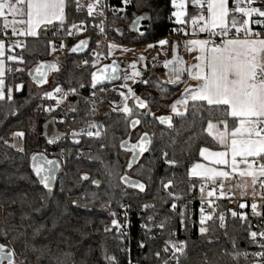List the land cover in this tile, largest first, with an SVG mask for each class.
<instances>
[{
    "label": "trees",
    "instance_id": "1",
    "mask_svg": "<svg viewBox=\"0 0 264 264\" xmlns=\"http://www.w3.org/2000/svg\"><path fill=\"white\" fill-rule=\"evenodd\" d=\"M102 1L106 6L103 9L98 7L96 11L97 13L103 11L104 15L93 13V16L89 17L86 1L83 4L85 7L77 12L75 3L69 0L70 7L66 8V22L61 28L62 32H66L74 23L84 21L86 24H92L97 31L102 27L103 33L114 42L134 46L147 44L164 36L169 30L168 15L173 10L171 0H130V3L123 5V11L118 9L115 13L108 3L121 7L120 0ZM195 12L189 0L186 26L191 23V15ZM139 15H147L150 19V28L146 34H138L130 29L132 19ZM56 24L59 26V23ZM55 28L50 26V31L46 35L42 32L39 38L25 37L21 44H26L27 50L12 48L9 51L11 55L23 54L26 64L6 61V67L24 68L23 73L15 71L6 73L8 86L23 84V88L20 92H13V101H8L7 98L0 101V135L8 138L12 131L26 132V137L21 141L25 149L23 154L7 148L0 142V243L16 249V264L24 261L26 264H57L58 260H64L65 264H107L103 259L104 250H107L109 255H114L117 263L125 261L127 254L122 243V235L112 227L111 220L114 217L109 215V210L116 215H129L131 257L141 264H159L154 253L164 246V241L170 238L169 233L172 229H175V235L171 239L185 241L187 244L186 258L181 257L180 264L206 262L237 264L231 256L225 254L233 251L247 252L250 255L246 260L241 256L239 264L259 263L261 259L251 254L264 249L253 244L248 237L249 226L251 231L264 230L262 224L264 209L259 205L260 217L251 215L247 221H241L238 217L225 215L226 227L221 228L218 214L225 207L226 201L220 200L216 215L213 220L207 222L208 233L204 236L199 233L200 181L190 178L188 169L200 161V147L217 149L219 146L204 132L208 119L206 113L196 114L191 106L184 117L172 116L171 127L168 123L161 124L155 118L169 115L171 110L169 106L179 98L182 91V84L174 86L160 78L161 68L143 79L149 81L148 85L141 83L142 80L132 85L137 95L148 100L150 111L154 114L141 117L140 124L142 133L147 132L152 138L153 143L150 145L152 151L147 152L132 169H126L127 158L120 148L121 139L128 135L129 128L123 114L109 108L111 103L119 101L120 98L119 93L112 89V84L97 86L93 105L80 102L76 106L74 112L76 121L71 126L65 127L57 123L53 126L47 123L58 113L37 110L38 105L47 106L55 102L42 99L43 93L53 91L55 85H65L68 88H75L77 92L85 93L91 85V73L94 72V68L90 65L79 68L78 65L83 57H88L89 52L98 46L97 39L92 35L64 43L65 47L61 49V65L56 63L58 70L51 72L53 74L51 87L47 88L48 82L45 85H37L32 72L39 61L53 62V51L48 41L55 44L56 40L52 33ZM0 36H3V32H0ZM80 40L88 41L86 50L82 53L72 52L71 49ZM8 45L10 44L7 43V48ZM57 50H60V42ZM157 83L165 89L164 93L155 87ZM101 87L105 91H100ZM25 101L27 103H24ZM13 108L18 109L15 116L11 114ZM93 108L95 113L92 111ZM90 123L103 124L99 129L103 134L102 139L83 136L80 137L79 145H73L70 139L60 141L58 145L46 144L44 133L51 135L53 127L62 133L65 131L69 133L71 130L87 128ZM32 125L35 126L34 131ZM140 134L132 132L130 137L136 140ZM101 145L105 147L101 149ZM61 148L65 149L66 159H62L60 173L52 192L48 193L36 183L29 157L45 149L47 153H59ZM77 151L90 153V158L77 159L75 155ZM163 152L168 153V159L177 160L178 165L176 167L166 165L162 157ZM52 156L61 159L59 156ZM101 159L104 161L103 166L99 163ZM148 169H152L151 181L148 180ZM109 171L112 172L111 177L107 175ZM125 173L145 183V192L140 193L123 185L120 177ZM83 174H88L91 179L101 180V187H95L90 180L81 181L80 176ZM161 180L164 183L172 180L173 186L165 190ZM192 184H195V188L190 190ZM169 191L176 193L181 199L172 200L168 196ZM93 193L97 194L98 199L94 203H89L88 198ZM73 200H78L81 206L73 205ZM105 202H110V208L101 207ZM173 202L177 204L175 211L171 210ZM86 203L87 209L83 206ZM145 204L155 207L145 209L143 207ZM36 208H40L41 211H34ZM181 211H186L185 228H181L179 223ZM22 215L29 218L22 219ZM149 216L154 218L151 232L142 227L149 223ZM166 217L169 219L163 229L155 227ZM54 221L57 226L53 229ZM41 224L45 227L37 232L36 229ZM105 226L112 227V231L105 232ZM4 233H7V238ZM13 237H16L14 241ZM140 241H144V248L138 246ZM233 241L236 244L235 249ZM65 253H70V256L65 257ZM161 256L164 254L161 253Z\"/></svg>",
    "mask_w": 264,
    "mask_h": 264
},
{
    "label": "snow or ice",
    "instance_id": "2",
    "mask_svg": "<svg viewBox=\"0 0 264 264\" xmlns=\"http://www.w3.org/2000/svg\"><path fill=\"white\" fill-rule=\"evenodd\" d=\"M75 3L76 11H81L85 5L81 4L80 0H73ZM189 0H171L173 8L176 11L172 12V16L175 17L177 24L188 23L187 20V6ZM101 0H92L87 3V14L89 17L93 16L97 8L100 6ZM124 5L130 3V0H122ZM192 7L196 10L195 14L191 15V24L193 26V35L197 33L206 34L204 39H187L184 41L186 50L188 52H195L197 55L194 57L195 63L186 65L180 58L174 55L172 60H167L164 63V67L171 66V74L169 75L167 84L179 86L184 84L183 91L180 93L178 99L173 101L169 106L172 113L178 117H184L188 112L189 106L195 111L196 114L206 113L208 119L204 132L207 136L212 138V141L220 147L221 150H212L210 147H200L199 156L203 158L205 163H194L188 169V176L197 177L200 181V227L199 233L204 236L208 233L209 229L206 226L208 221L213 220L214 215L217 213V207L215 200L230 199L229 194L233 193L235 189H238L241 197L248 195V189H252V203L251 212L255 217L261 216V211L258 210V204L256 197L260 198L259 207L264 208V0H233L232 6H229V0H190ZM70 7L69 0H0V32L7 35L8 31L11 32V37H33L39 38L43 32L45 35L50 31L51 27H56L58 30L66 22V8ZM114 13L116 9L112 10ZM123 11V8L119 9ZM99 16H103V11L97 13ZM149 17L140 16L133 22V28L141 20L148 19ZM59 22V26L56 24ZM84 21H81L83 24ZM103 21H101V24ZM20 27H17V26ZM253 25L259 27V30H254ZM72 28H78L75 23ZM100 31L104 29L101 27ZM176 32H184V29H176ZM71 30L68 31V35H72ZM143 34V33H141ZM184 32V35H187ZM55 35V33H53ZM9 37V39H11ZM159 45H169V40L162 39ZM88 44L87 40H80L79 44L74 46L71 51L77 52L82 47ZM48 45L51 51H56L55 45L51 41H48ZM65 47L61 41L60 49ZM118 47L115 44H109V55L111 49ZM148 47H154V45H148ZM170 47L175 53L178 47V42L172 43ZM12 48H23L27 50V45H22L19 40H15L12 44L8 45V50ZM6 43L4 39H0V101L7 98L8 101H13V92H20L23 88V84H16L8 86L6 84V73L19 72L23 73V67H16L15 69L6 67V61L18 63L20 65L26 64L27 61L23 54L7 55L5 57ZM143 59V57H141ZM87 64V61H84ZM94 66V65H93ZM133 69L136 68V64L130 65ZM49 70H58L55 63H40L35 71L33 79L37 85H41L47 82V73ZM120 66L113 62L112 64L105 65L103 69L98 72L91 73V87L96 89L98 85H101L103 81H118L123 79L124 81L132 80L136 83L135 78L141 76V72L134 70L130 75H120ZM187 76L188 80L194 81V85H188L187 81L183 79ZM141 83L148 85V80H142ZM83 87V85H81ZM121 88L127 89V92H119L123 106L113 107V111H119L123 114L125 123L130 129H135L137 125L141 124V117L153 115L149 108V102L147 99L137 95L132 87L127 83L120 85ZM161 93L165 92V89L161 87L159 83L155 85ZM100 91H105L103 87ZM69 93H75L76 89L70 87ZM55 94H61L60 98H57ZM95 95V93H93ZM67 93L61 86L55 85L53 91H45L42 99L55 100L57 105H60L66 98ZM129 97L132 98L134 106H130L128 103ZM24 103H27L25 101ZM179 106V107H178ZM23 107V105H22ZM183 108V111L180 110ZM142 109L143 111H137ZM37 110L44 113H51L55 109L51 106L38 105ZM71 112H75V108L70 109ZM95 113V109H92ZM18 109L13 108L12 115H17ZM161 124L168 123L171 127L170 116L155 117ZM66 116L61 117L59 123H64ZM203 119V116H201ZM48 124L56 125L57 119L52 117ZM103 127V124L90 123L87 128H81L77 130H71L69 133H62L53 127L51 135L44 133L46 144L53 146L58 145V142L65 139H70L73 145H79L81 143L80 137L87 136L88 138L102 139L103 134L99 131ZM93 129H97L93 131ZM32 130H35V126L32 125ZM130 134V133H129ZM26 137V132L23 130L12 131L8 138L0 135V142L7 148L15 149L18 153H24L25 149L22 143ZM152 138L149 137L147 132H144L139 136L136 143L129 144L127 141L122 140L120 142V148L125 149L132 153L131 159L128 160L127 168L132 169L134 164L138 162V159L146 152H151ZM105 145H101L103 149ZM47 149L42 152L33 153L30 159V168L32 174L36 177V183L41 185L48 193L53 190V182L57 179V173L62 168V159L65 157V149L61 148L59 153H52L54 156H59L61 159H49ZM76 158L89 157L90 153L76 152ZM162 157L164 163L170 167H176L178 161L175 159H168V153L163 152ZM99 163L103 166L104 161L101 159ZM143 166H141V171ZM152 169H148V180L152 179ZM109 177L112 176V172L107 173ZM239 177L238 183H232V181ZM81 181H89L92 185L100 188L102 181L99 179H91L88 174L80 176ZM120 181L128 188L138 189L140 193H144L146 190L145 183L140 180H134L128 177L127 174L120 177ZM161 184L165 190L170 189L173 186L172 180H168L164 183L161 180ZM210 185V190L206 191ZM257 185L260 191L257 192ZM195 188V184L190 185V190ZM218 192V195H217ZM126 194V193H125ZM168 196L172 200H180L181 197L174 192L169 191ZM43 198H41L42 200ZM89 199V203H94L98 196L93 193ZM207 202V208L210 211H206L204 205ZM72 204L76 207H80L78 200H73ZM86 209L88 203L83 205ZM102 208H110V202H105L101 205ZM121 207H125L121 205ZM145 209L154 208V205L145 204ZM245 203H239V208L244 209ZM177 208L176 203L171 204V210L175 211ZM186 209L187 206L185 205ZM91 210V209H89ZM36 212H40V208L34 209ZM233 218H239L241 221H247L248 217L243 212H237L229 210ZM11 214V213H10ZM109 215L116 216L115 212L109 210ZM179 223L181 228L186 227V211L179 213ZM22 219H28L27 215H22ZM169 218L161 221L155 227L163 229L165 223ZM219 226L221 228L226 227V217L223 211L218 214ZM154 218L148 217V224L142 225L147 232L152 231ZM112 227L116 228L119 235L124 233L119 230L123 227L118 223L116 218L111 220ZM56 222L52 224V228L56 227ZM45 225L41 224L36 229L39 232ZM112 227L105 226L104 231H112ZM7 238V233H4ZM175 235V229H172L169 233V239L164 241V246L154 253L159 264H180L181 257L186 258L185 241H176L171 239ZM248 237L253 244H256L259 248L264 249V230L260 232L251 231L249 226ZM154 239V237H149ZM16 237H13V241ZM211 243V241H209ZM140 248L145 247L144 241H140ZM233 248H236L235 241H233ZM123 251V249H121ZM161 253L164 256H161ZM226 255L231 256L233 261L239 264V258L241 256L246 260L248 257L247 252L233 251L226 252ZM16 249L10 248L7 244L0 243V264H16ZM65 257L70 256V253H65ZM254 257H258L264 260V251H259L251 254ZM103 259L107 264H117L116 257L109 255L107 250H104ZM26 264V261L21 262ZM57 264H65L64 260H58ZM128 264H131L129 259ZM207 264V262H206Z\"/></svg>",
    "mask_w": 264,
    "mask_h": 264
},
{
    "label": "built area",
    "instance_id": "3",
    "mask_svg": "<svg viewBox=\"0 0 264 264\" xmlns=\"http://www.w3.org/2000/svg\"><path fill=\"white\" fill-rule=\"evenodd\" d=\"M120 1L122 2V0H120ZM108 4H109V7H111V9H116V10L123 8V5H124L122 3V6L119 7L114 3H108ZM105 6H106V3L101 0L99 9H103ZM168 21L170 23L168 32L164 36L153 39L152 41L149 42V44L154 45L155 48L161 47L158 42L162 39H167V40H169L170 38L187 39L189 37L188 34L184 35V32L188 31L187 26L184 24H177L175 22L174 16H172V13L168 15ZM76 25H78V28H72V26H71L66 32H62L61 29L58 30L57 28L53 29L52 33H55L54 38L56 40L55 44H54L55 48H58L59 42L61 43V41L63 43H66V42H69L73 39H76V38H79L82 36H91L92 35L97 39L98 46L96 48H93L89 52L88 57H83L80 60L78 67L80 68L82 66L90 65L94 68V70H96V69L100 68L102 65L108 63L107 62L108 58H107V55L105 53V49H106L108 43L114 42V41L111 40L103 32L97 31L92 24L78 23ZM252 27L254 30H259V27L256 25H253ZM176 29H184V32H176L175 31ZM69 30H71V32L73 33L72 35H68ZM3 37L7 41V43H9V44H12L15 40H19L20 42H22V40L24 39V38L17 39V37H11L10 30L8 31L7 35L4 34ZM9 37H11V39H9ZM202 38L203 39L206 38V34H203ZM84 61H87L88 63L85 64ZM61 87L63 88L64 93H67L66 98L63 100V102L60 105H57L56 101L52 104H49V105H51L55 109L51 113H55V112L58 113L55 116V118L57 119V124H61V125H64L65 127H68V126H71L72 124H74L76 121V116H75L74 112L70 111V109L76 108V106H78L80 102L93 105L95 103L96 89H93L91 87V85H89L87 88V91L85 93H80L77 91L75 93H69L68 92L69 88L67 86L62 85ZM93 93H95V95H93ZM60 95L61 94H56L55 96L57 98H60ZM64 116H66L65 122L59 123V120L61 119V117H64ZM96 130L97 129H93V131H96ZM64 133H67V131H65ZM47 155L49 157H53L52 153H47ZM199 188H200V185H199ZM257 189H258V191H260L258 185H257ZM207 190H210V185L208 188H206V191ZM217 195H218V192H217ZM229 196H230V199H223L222 198L219 200H215L214 206H218L217 207V209H218L219 208V201L225 200L226 205L221 210L225 213V215L231 216V213L229 210H233V211H237V212H243L247 215V217H250L252 215V212H251L252 198H247L245 200H237L234 197H232L231 194H229ZM256 202L258 205H260V198L256 199ZM239 203H245L246 207L244 209H240ZM204 207H205L206 211H210V209L207 208V202H205ZM200 208H201V202L199 205V210H200ZM114 218H116L118 220V223L123 226L119 231L124 233V235H122V243L124 244V250L126 251V254H127L125 261L119 262L117 264H128L129 259L131 260V264H141L139 261H136L131 257V247H130V240H129L130 238L128 236L129 235V227H130V223H131L129 215L118 214ZM262 224L264 225V220H262ZM249 256L250 255H248V257ZM257 264H264V260L261 259V261Z\"/></svg>",
    "mask_w": 264,
    "mask_h": 264
},
{
    "label": "crops",
    "instance_id": "4",
    "mask_svg": "<svg viewBox=\"0 0 264 264\" xmlns=\"http://www.w3.org/2000/svg\"><path fill=\"white\" fill-rule=\"evenodd\" d=\"M230 3L232 4L233 0H231V2L229 1V6H230ZM56 23H59V22H56ZM18 27H20V26H18ZM187 30H188L187 33L189 35V37L187 39H195V38L203 39L202 36L204 33H197L196 35H193V26L191 23L187 26ZM3 35H4V33H3ZM19 38H25V37L18 36L17 39H19ZM0 39H4V37L0 36ZM187 39L170 38L169 39V42H170L169 45H164L163 47H160V48L153 47L154 49H153V53L151 54V57H149V58L147 57L148 59L146 57H144V60L146 61L145 62V68H144V70L139 71V72H141V76L136 77V79H137L136 82L143 80L147 75H149L151 73L153 74L158 68L162 69L160 74H159L160 78L164 81H167L169 78V75L171 74V72H170L171 66H169L168 68H165L164 63L167 60H172L174 55L176 57L180 58L183 62H185L186 65H191V64L195 63L196 61H195L194 57L197 55V53L188 52L186 50L184 41ZM176 42H178V47L176 48L175 53H173V50L170 47V45L172 43H176ZM5 43H6V51H7V41L6 40H5ZM5 57H6V53H5ZM126 72H127V69H125V73ZM183 79L187 81L188 85H194L195 84L194 81L188 80L186 75L183 77ZM184 86L185 85L182 84V91H183ZM180 110L183 111V108L180 107ZM169 115H171V117L176 116L174 113H172L171 110H170ZM19 143H21V142H19ZM212 150H221V149L219 147L217 149H212ZM198 162L207 164V161H204L202 157H201L200 161H198ZM198 162H196V163H198ZM191 178L199 180V178H197V177H191ZM239 181H240V178L236 177L232 181V183H238ZM256 191L259 192L258 189H256ZM199 193H200V190H199ZM230 194L232 197H234L237 200H245L247 198H252V189H251V187H249L248 195L245 197L240 196V192L238 189H235L234 192L230 193ZM256 199H259V196H257Z\"/></svg>",
    "mask_w": 264,
    "mask_h": 264
},
{
    "label": "rangeland",
    "instance_id": "5",
    "mask_svg": "<svg viewBox=\"0 0 264 264\" xmlns=\"http://www.w3.org/2000/svg\"><path fill=\"white\" fill-rule=\"evenodd\" d=\"M85 1H86V5H87V3L92 2L91 0H88V1L87 0H81V4H84ZM173 11H176V9L173 8L172 12ZM94 13L96 14L97 11L94 12ZM109 44L118 45V47L111 49V54L110 55H109V48H108ZM108 45H107V47L105 49V53H106L107 58H108L107 62H110V63L116 62L117 64H120L122 67H125V69H127V72L126 73H125V71L122 72L121 76H123L125 74L130 75L134 70H136V71L144 70L145 62H146L144 60V57H146V58L147 57L148 58L151 57V54L153 53V49H154L153 47H151V48L148 47V45H150L149 43L148 44L134 45L133 46V45H123V44H119V43H116V42H110V43H108ZM61 52H62L61 49L57 50V48H56V51H53V54H52L53 62L59 63L60 65H61V62H62V60H61ZM5 53L7 55H11L9 53L8 48H7V51H5ZM141 57H143V59H141ZM133 63L136 64V68L135 69L130 67V65L133 64ZM52 76H53V74L50 75V78L48 80V84L46 85L47 88L51 87V85L53 83ZM135 80H137V79L135 78ZM123 83H127L130 87H132V85L134 84L132 80L124 81L123 79H121L117 83L112 84L111 87H112L113 90H115L118 93L121 92V91H124L126 93L127 89H124V88L120 87V85L123 84ZM128 103H129L130 106H134L133 100H132L131 97H129ZM114 106L117 107V109L119 107L123 106L122 101H121V97L119 98V101L111 103L109 105V108L113 109ZM137 111H143V110L142 109H137ZM142 130L143 129H142V127L139 124V125L136 126L135 129H132L131 131L129 130L127 134L132 133V132H135L137 135L140 134V133L142 134ZM125 158H127V153L126 152H125Z\"/></svg>",
    "mask_w": 264,
    "mask_h": 264
},
{
    "label": "water",
    "instance_id": "6",
    "mask_svg": "<svg viewBox=\"0 0 264 264\" xmlns=\"http://www.w3.org/2000/svg\"><path fill=\"white\" fill-rule=\"evenodd\" d=\"M140 16H146V17H148L147 15H139V16H137V17H140ZM137 17H135V18L132 19V21H131V23H130V29H131L133 32L138 33V34H141V33L146 34V33L148 32L149 28H150V19L148 18V19H145V20H141V21H139V23L136 24V27L133 28V22H134V20H135ZM79 42H80V41H79ZM79 42H77L74 46H76L77 44H79ZM74 46H73V47H74ZM86 48H87V45H86L85 47H82V48H81L80 50H78L76 53H82V52H84V51L86 50ZM40 63H48V62H42V61H39V62L37 63V65L35 66V68L33 69V72H32V75H33V76L35 75V71H34V70L36 69V67H37ZM51 63H53V62H51ZM55 64H56V63H55ZM109 64H112V63L108 62V63L102 65L100 68L94 70V72H98V74H99V70H100V69H103L105 65H109ZM56 65H57V64H56ZM118 65L120 66V69H121V72H120V75H121L122 72L125 71V67H122L120 64H118ZM57 67H58V66H57ZM52 71H54V70H49L48 73H47V82H48V80H49V78H50V75H51V72H52ZM118 81H119V80H118ZM118 81H103L101 85L115 84V83H117ZM47 82H46V83H47ZM46 83L41 84V85H45ZM101 85H98V86H101ZM162 116H170V117H171V115H162ZM165 124H166V123H165ZM129 130L131 131L132 129L129 128ZM142 134H143V133H142ZM138 139H139V137H138L136 140H134V141H130L129 139H124V141H127L129 144H132V143H136V142L138 141ZM121 149H122V148H121ZM122 150H123V151H127V150H125V149H122ZM146 153H147V152H146ZM146 153H144L143 156H144ZM131 156H132V154L129 156L128 160L131 159ZM143 156H142V157H143ZM142 157H140V158L138 159V162L135 163L134 166L137 165V164H139V162L141 161ZM48 158H49V159H56V158L49 157V156H48ZM128 160H127V163H128ZM127 163H126V169H128V168H127ZM134 166H133V167H134ZM59 173H60V171L57 173V175H58ZM125 174H127V173H125ZM125 174H124V175H125ZM127 175H128V177L131 178V179L138 180V179H136V178L130 176L129 174H127ZM122 176H123V175H122ZM141 182H142V181H141ZM122 184H123V183H122ZM54 185H55V181L53 182V187H54ZM123 185H124V184H123ZM125 186H126V185H125ZM132 189H134V188H132ZM135 190H138V189H135ZM138 191H139V190H138ZM253 264H257V263H253Z\"/></svg>",
    "mask_w": 264,
    "mask_h": 264
},
{
    "label": "flooded vegetation",
    "instance_id": "7",
    "mask_svg": "<svg viewBox=\"0 0 264 264\" xmlns=\"http://www.w3.org/2000/svg\"><path fill=\"white\" fill-rule=\"evenodd\" d=\"M130 135H131V133L128 134L127 136L123 137L122 140H124V139H129L130 141H134V140L130 137ZM122 140H121V141H122ZM124 152L127 153V159H126V163H127V160H128L129 156H130L132 153L129 152V151H124Z\"/></svg>",
    "mask_w": 264,
    "mask_h": 264
}]
</instances>
